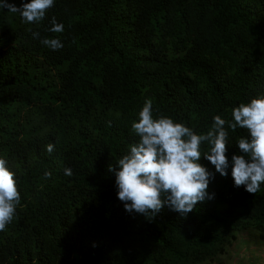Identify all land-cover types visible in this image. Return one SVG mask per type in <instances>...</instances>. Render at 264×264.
Listing matches in <instances>:
<instances>
[{"label": "trees", "instance_id": "16d2710c", "mask_svg": "<svg viewBox=\"0 0 264 264\" xmlns=\"http://www.w3.org/2000/svg\"><path fill=\"white\" fill-rule=\"evenodd\" d=\"M53 17L63 33L48 31ZM258 95L264 0H56L39 24L0 10V157L21 193L0 264H222L237 234L264 241V185L237 188L203 156L214 198L185 217L126 212L108 171L138 142L130 129L146 99L154 117L200 133ZM246 135L229 129V159Z\"/></svg>", "mask_w": 264, "mask_h": 264}, {"label": "clouds", "instance_id": "9594fccd", "mask_svg": "<svg viewBox=\"0 0 264 264\" xmlns=\"http://www.w3.org/2000/svg\"><path fill=\"white\" fill-rule=\"evenodd\" d=\"M55 4L56 0H22L17 6L10 0H0V10L19 14L27 24H39ZM48 31L63 33L64 25L53 17ZM32 35L53 51L64 47L59 36L41 39L39 32ZM238 128L246 129L248 135L238 138L235 146L239 152L229 159L226 155L228 146L232 145L229 129L235 132ZM130 131L138 137V142L108 168L115 176L117 198L130 214L147 219L151 214L154 219L166 207L185 217L198 203L213 199L209 185L214 173L200 163L202 156L221 176H227L230 169L237 188L243 186L245 191L255 194L264 185V95L233 107L230 120L215 115L211 127L200 133L171 116L154 117L152 101L146 99ZM204 146L209 150L202 151ZM54 148L53 143L46 145L48 153ZM63 174L71 177L72 168L65 167ZM44 176L51 178L52 173L46 171ZM20 203L16 173L8 167L7 159L0 157V232L6 231L13 221ZM253 237L242 234L229 247L241 246ZM260 253L264 255V250ZM223 261L226 264L225 257Z\"/></svg>", "mask_w": 264, "mask_h": 264}, {"label": "rangeland", "instance_id": "374dc122", "mask_svg": "<svg viewBox=\"0 0 264 264\" xmlns=\"http://www.w3.org/2000/svg\"><path fill=\"white\" fill-rule=\"evenodd\" d=\"M242 234H244L245 237H251V235L245 231L237 234L238 237L234 242L238 241ZM252 234L254 237L244 241L243 245L237 246L238 248L231 246L227 249L226 254H224L226 264H250L248 261L249 258L257 264H264V258L261 257L262 254L260 253L264 250V241L259 238L256 232L252 231ZM201 264H215V262L205 261Z\"/></svg>", "mask_w": 264, "mask_h": 264}, {"label": "crops", "instance_id": "0c3cea01", "mask_svg": "<svg viewBox=\"0 0 264 264\" xmlns=\"http://www.w3.org/2000/svg\"><path fill=\"white\" fill-rule=\"evenodd\" d=\"M233 246H234L235 248H238V247H239L238 244H234ZM237 246H238V247H237ZM243 247H245V246H243ZM261 257L264 258V255H262ZM248 261H249L250 264H257V263H255V262H253L250 258L248 259Z\"/></svg>", "mask_w": 264, "mask_h": 264}]
</instances>
